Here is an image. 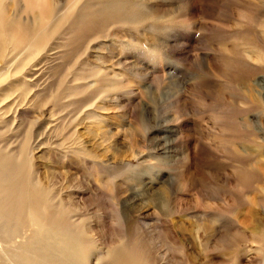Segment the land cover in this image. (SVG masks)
Instances as JSON below:
<instances>
[{
    "label": "rangeland",
    "instance_id": "obj_1",
    "mask_svg": "<svg viewBox=\"0 0 264 264\" xmlns=\"http://www.w3.org/2000/svg\"><path fill=\"white\" fill-rule=\"evenodd\" d=\"M0 34L14 255L53 227L91 264H264V0H0Z\"/></svg>",
    "mask_w": 264,
    "mask_h": 264
},
{
    "label": "bare ground",
    "instance_id": "obj_2",
    "mask_svg": "<svg viewBox=\"0 0 264 264\" xmlns=\"http://www.w3.org/2000/svg\"><path fill=\"white\" fill-rule=\"evenodd\" d=\"M50 14V13H49ZM50 17H52L51 15H50ZM2 20V19H1ZM139 24V23H138ZM19 26H20V24H18ZM25 26V29H26V27L28 28V26H26V25H24ZM21 27H23V26H21ZM21 27H18L19 28V30L21 29ZM29 29V28H28ZM21 30H23V29H21ZM26 31H27V29H26ZM30 31H31V29H30ZM34 31V30H33ZM33 31H31V32H33ZM23 32V35H24V31H22ZM21 32V33H22ZM30 32V33H31ZM53 32V31H52ZM44 34V33H43ZM48 34V33H47ZM0 35H2V34H0ZM26 35V34H25ZM29 35V34H28ZM30 35H32V33L30 34ZM54 35V34H53ZM41 36V35H40ZM47 35H45V37H46ZM49 36V35H48ZM48 36H47V39H48ZM25 37V36H24ZM52 37V36H51ZM42 39H45V40H47L46 38H44V36H43V38ZM50 39V38H49ZM39 40H41V38H39ZM43 41V42H47V41ZM42 41V40H41ZM40 42V41H39ZM38 43V42H37ZM37 43H36V46H38L37 45ZM41 43V42H40ZM39 43V45L41 46V44ZM43 46H46V43H44V44H42ZM35 46V47H36ZM47 47V46H46ZM37 48V47H36ZM39 48V47H38ZM41 48V47H40ZM41 50H43V49H41ZM1 133H0V137H1ZM27 138V137H26ZM26 142V141H25ZM1 144H3V143H1ZM31 144V143H30ZM2 147H3V145H2ZM2 147H0V155H2L3 156V148ZM25 148V147H24ZM19 149H20V147H19ZM18 149V150H19ZM27 149L28 148H26V152H27ZM5 150V149H4ZM12 151V150H11ZM14 151V150H13ZM17 151V149L14 151V153ZM8 152H6L5 154H6V156L8 155L7 154ZM11 153V152H10ZM28 153V152H27ZM12 154H13V152H12ZM12 154H10V155H12ZM18 154V153H17ZM9 155V156H10ZM24 155H25V153H24ZM28 155V154H27ZM19 156V155H18ZM21 157V156H20ZM24 158H25V156H23ZM29 157V156H28ZM10 158V157H9ZM20 159V158H19ZM22 160V159H21ZM15 161V160H14ZM20 161V160H19ZM18 161V162H19ZM11 162H13V159H8V157L7 158H4V160L2 159V157L0 158V191L3 193V178H5V182H9L8 180H9V176H10V173L14 170L15 172H21L20 171V169L22 170V168H21V166L20 165H15V163H11ZM16 162V161H15ZM30 162V161H29ZM9 164H11V166L9 165ZM19 164H20V162H19ZM30 164V163H29ZM5 165H7V166H5ZM3 166H5L6 168H8L9 169V171H10V173H8V174H4V173H6L5 171H3ZM20 167V168H19ZM17 169V170H16ZM30 178V177H29ZM33 178V177H32ZM32 180V179H31ZM30 180V181H31ZM29 181V180H28ZM36 181V180H35ZM33 182V181H32ZM37 182V181H36ZM35 182V183H36ZM17 183V182H16ZM19 183V182H18ZM17 183V184H18ZM16 184V185H17ZM27 184V183H26ZM34 184V183H33ZM15 185V184H14ZM16 185H15V188H16ZM8 186V185H7ZM33 186V185H32ZM35 186H36V184H35ZM39 187H40V185H39ZM35 188V187H34ZM37 188V187H36ZM11 189V188H10ZM45 189V188H44ZM17 191V190H16ZM19 191V190H18ZM21 191V190H20ZM46 191V190H45ZM7 192V191H6ZM39 192V191H38ZM19 193V192H18ZM44 193V192H43ZM37 196V195H36ZM48 196V195H47ZM8 197V196H7ZM45 197V196H44ZM30 198V197H29ZM47 198V197H46ZM46 198H45V202H47L46 201ZM2 199H3V197H2ZM32 199V198H31ZM41 199H43L42 197H41ZM40 199V200H41ZM48 199V198H47ZM49 200V199H48ZM52 201V200H51ZM53 202V201H52ZM51 202V203H52ZM49 203H50V201H49ZM46 204V203H45ZM47 205H49V204H47ZM50 205H52V204H50ZM27 207H31V205H27ZM32 209L33 208H30V210H31V212L29 213V215H28V220H29V226H38V225H40L41 224V222H40V218H41V216L39 215V211H37V209H33V212H32ZM48 209V208H47ZM50 210V209H49ZM48 210V211H49ZM9 210H7V211H5V212H3V205H1L0 204V223H1V227H0V229H1V231H0V264H91L92 262H91V257H93V256H95L94 254H90V253H88L87 251L86 252H82L81 251V249H82V245L80 244L81 242H79L80 240L78 239V237L77 236H74V235H70L69 233V231L66 233V232H64V233H55V232H51V230H52V228L50 229V230H48V228H46V231L44 230V227H42L43 228V230L42 231H40V232H38V231H36V232H32L34 235H33V242L31 243L32 245H31V249H32V251L30 250V253H25L24 255H22V256H24V259H22V257L20 258V255L18 256V254L17 255H14L13 253H12V251H13V248H15V247H12L11 246V244L13 243V239L14 238H12L11 237V235L9 234V235H3V229H5L6 231H8L9 230V226H10V224H8L7 222H6V220H8V219H12V217H14L15 215H14V213H13V211H10V212H8ZM37 213V214H36ZM16 215H19V214H21L20 216H16V217H18L19 218V220H21L22 219V216H23V214H24V212H22V211H19V214H17V213H15ZM24 217H25V214H24ZM4 218H5V221H4ZM15 218V217H14ZM15 220V219H14ZM26 221V220H25ZM45 222V221H44ZM76 221H74V223H75ZM62 223V222H61ZM69 224H70V222H68ZM73 223V222H72ZM73 223V225H75ZM44 224V223H43ZM68 224V225H69ZM77 224V223H76ZM13 226H14V224H13ZM41 226H43V225H41ZM81 226V225H80ZM83 226L84 225H82V228H83ZM74 227V226H73ZM23 228V227H22ZM39 228V227H38ZM66 228V227H65ZM86 228V227H85ZM85 228H84V230H85ZM41 229V228H40ZM67 229V228H66ZM68 230V229H67ZM73 231V230H72ZM76 231L74 230V233H75ZM85 232H87V231H85ZM259 235H261V234H259ZM259 235H257L256 233H254V237L255 238H259V237H262V236H259ZM124 240V239H123ZM122 240V241H123ZM126 240V239H125ZM129 241H132V240H129ZM128 241V242H129ZM128 242L126 241V243L128 244ZM134 242V241H133ZM89 243V242H88ZM92 243V242H91ZM126 243H125V245H126ZM136 243V242H135ZM94 244V243H93ZM89 245V247H92V246H95V245ZM138 244H140V243H138ZM116 245H118V244H116ZM124 245V244H123ZM125 245L124 246H120V245H118V247H116V248H110L111 250H109L108 252H103L102 250V253L101 254H98L97 256H96V262H95V264H102L103 263V261L104 260H106L107 258H110V259H114L115 260V256H117V255H119V253H121V251L123 252V250L122 249H124L125 248ZM135 245H137V244H135ZM142 245V244H141ZM141 245H139L140 247H141ZM154 245V244H153ZM87 246V245H86ZM96 247V246H95ZM127 247V246H126ZM143 247V246H142ZM147 247H149V246H147ZM86 248V247H85ZM93 248V247H92ZM128 248V247H127ZM146 249V248H145ZM126 250V249H125ZM129 250V249H128ZM143 250H144V248H143ZM92 251H93V249H92ZM100 251V252H101ZM127 251V250H126ZM138 251H139V248H138ZM141 251H142V249H141ZM155 251V250H154ZM29 252V251H28ZM128 252V254L130 253V251H127ZM144 252H149V251H144ZM144 252H143V254H144ZM153 253V252H152ZM151 253V254H152ZM123 254V253H122ZM146 254V253H145ZM144 254V255H145ZM124 255V254H123ZM137 255V254H136ZM143 255V256H144ZM125 256H126V254H125ZM124 256V257H125ZM146 256V255H145ZM131 257V256H130ZM133 257H134V255H133ZM118 258V257H117ZM119 258H120V256H119ZM145 258V257H144ZM120 259H123V257L121 256V258ZM126 259L127 258H125V261H126ZM129 259V258H128ZM122 261V260H121ZM123 261H124V259H123ZM124 261V262H125ZM138 261H140V260H138ZM119 263H120V261H118ZM117 262V263H118ZM144 262H146L145 260H144ZM103 264H105V262L103 263ZM125 264H127V262L125 263ZM130 264V263H129ZM135 264V263H134ZM137 264H138V262H137ZM140 264V263H139Z\"/></svg>",
    "mask_w": 264,
    "mask_h": 264
}]
</instances>
